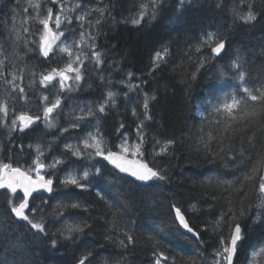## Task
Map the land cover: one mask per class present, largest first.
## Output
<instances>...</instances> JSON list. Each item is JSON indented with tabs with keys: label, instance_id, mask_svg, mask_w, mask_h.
I'll return each instance as SVG.
<instances>
[{
	"label": "trees",
	"instance_id": "obj_1",
	"mask_svg": "<svg viewBox=\"0 0 264 264\" xmlns=\"http://www.w3.org/2000/svg\"><path fill=\"white\" fill-rule=\"evenodd\" d=\"M23 1L20 0L21 6ZM41 1L42 8L49 2L56 13V4L50 0ZM83 2L93 8L107 5L111 14L109 16L105 12L98 29L93 24L90 30L95 36L96 50L105 54L103 64L84 62L82 72L85 79L78 90L65 92L64 98L61 96L60 109L52 117L60 122L75 120L81 115V108L86 110L87 106H92L95 109L97 104L103 103L107 91L117 93L115 106L106 107L105 112L98 113L95 119L89 118L85 121L87 123H82V127L68 130L63 135L58 134L54 127L40 126L26 132L19 131L10 140L4 136L1 150L3 162L22 168L30 163L32 149H28L29 145L42 143L48 150L47 155L61 156L66 160L58 167L60 173H67L70 169L89 170V180L82 182L88 183L86 189L65 186L56 180L51 197L45 194L34 196L37 202L47 201L46 214L51 213L52 206L58 202L81 205L80 208L57 209L66 218L59 223L46 215L45 228L48 232L54 233L63 225L76 222H86L90 227L74 239L52 237L58 241L55 247L43 240L36 247L29 242L34 239L36 230L30 229L27 222L13 218L8 204L11 193L0 189V262L79 264L80 259L88 256L85 264H155L153 252L163 251L169 259L162 260L161 264H186L189 260L196 264H213V253L220 248V236L227 238L233 225L229 213L231 209L244 236L238 243L234 264H252L251 253L264 246V209L257 207L260 203L259 176L264 174L261 167L264 129L255 127L249 131L241 128L236 133L231 145L234 163L232 155L227 158L206 157L198 153L191 147L188 137L201 124L205 125L206 131L212 130L213 135L216 134V126L209 124V121L213 119L212 106L218 98L229 92H238L243 87L253 89V94H257L256 89L264 90V0H184L183 6L179 0H164L156 16H145L140 24L131 21L138 18L139 5L148 0ZM248 5H252L257 19L251 23L235 19L232 9L247 12ZM15 6L16 0H0V43H3L6 25L11 21L12 14L8 9ZM29 12L33 10L29 9ZM98 15L93 13L89 18L94 21ZM79 25L77 21L73 24L76 26L75 37H79ZM208 33L215 34L214 42L225 40V49L219 55L211 52L214 42L208 45L202 43ZM88 43L90 41L86 36L84 44ZM196 46L201 49L199 53L194 51ZM165 47L168 49L167 55L154 68L155 53ZM22 51L25 52L23 55L28 52L23 46ZM27 54L29 62L39 61L40 71L46 68V72H49L65 65L61 59L66 54L52 57L50 63L42 59L38 50ZM88 55H91L90 51ZM197 58L204 59L205 67L200 69L195 80H191V74L196 72ZM232 61L242 65L244 83L239 82L234 71L229 69ZM220 66H224L226 74L220 73ZM128 73L132 74L130 78ZM129 84L139 85V88L130 90ZM144 93L155 96L154 100L149 101L151 120H145L142 107ZM33 109L32 115L42 116L39 107ZM202 117H208V120ZM214 118L221 119L220 116ZM96 120L111 151H117V145L125 134H129L131 140L137 138L135 129L144 121L142 158L156 170L163 169L161 174L167 179L153 180L150 184L139 183L112 169L102 158L87 162L73 156L65 145L82 138L90 128H96ZM249 137L254 139L256 148L248 149L241 158V145L247 149ZM169 139L178 142L174 147H169L167 153H161L156 141L162 144ZM217 149L218 145L213 141L212 151ZM96 168L101 170L103 176L92 175ZM257 168L260 171L254 179H243ZM208 178L213 181H234V184L229 188L227 185L213 184L209 187L201 183ZM98 192L104 196V200L100 199ZM105 201H110L120 214L115 227ZM29 203L32 204V199ZM173 203L181 206L182 210L193 203L197 204L196 211L189 210L185 214L190 226L200 232L199 238L161 227L173 223L169 211ZM241 211H244L243 216H240ZM222 213L229 214L224 215L214 234L211 222ZM258 214L259 219L256 218ZM33 218L38 220L39 216ZM131 221H135V224H131ZM125 231L132 235L131 242L125 238ZM149 235L160 241L158 248L148 240ZM40 236L43 238V234ZM106 236L112 238L105 239ZM198 240L203 243H198ZM120 241H124L123 245ZM172 257H175V261ZM255 264H264V253L255 257Z\"/></svg>",
	"mask_w": 264,
	"mask_h": 264
},
{
	"label": "snow or ice",
	"instance_id": "obj_2",
	"mask_svg": "<svg viewBox=\"0 0 264 264\" xmlns=\"http://www.w3.org/2000/svg\"><path fill=\"white\" fill-rule=\"evenodd\" d=\"M54 4H58V10L54 14L53 8L46 7L44 8V15L41 16L42 3L41 0H27V6L22 7L20 0H16V6L10 7L8 11L12 14L10 19L13 21L12 29L9 35L15 36V39L12 41L13 45H16L23 37L20 34V31L16 28L15 20L17 17V9L24 14V20L22 25L29 23L33 17L28 15L29 9H32L35 13V19L40 25L43 26V30L39 34V39L36 42L38 51L42 54L43 57H48L50 53H67L69 60L65 66L61 69H51L47 74L40 73V83L44 85L45 88L51 84L52 81H57L59 85V90L63 92H71L78 90L81 81L85 79L82 69L84 62L87 60L89 62H94L96 65L103 64V55L101 51L96 50L95 45V36L92 35L93 24L98 27L103 20L105 12H108V6L105 5L101 7H91L89 4L84 3L83 0H77V2L69 7H65L64 4L60 3L59 0H50ZM101 0H98V3ZM164 0H148L147 3H142L139 5L138 18L132 19L133 24H140L144 20L145 16L155 17L159 8L162 6ZM181 6L184 4V0H179ZM149 3L151 8H149ZM80 10V14L76 17L80 22V31H79V40L75 39V29L70 30L72 33L71 37H66L65 41H61L57 45V41L60 40V37L64 36L65 33L60 31L61 24L67 22L71 24V14L75 13L76 10ZM233 16L235 19H239L245 23H251L257 19V14L252 10V5H248L247 12H239L235 8L232 9ZM93 13L99 14L98 17L93 21L89 17ZM109 16L111 15L108 12ZM63 16V21L61 17ZM55 25L56 31L53 30L51 25ZM87 25V27H85ZM23 31L27 33L29 31L28 27H24ZM213 33L206 34L207 39L202 41L205 45L214 42ZM87 36L90 43L87 44L91 55L89 56L87 52H83L81 45L85 43V38ZM71 38V43L66 41ZM27 41H25V46H27ZM215 46L211 48L213 54L219 55L225 49V40L219 39L214 42ZM77 49V52L73 53V48ZM32 49H28L31 51ZM196 53L201 51L199 46L194 48ZM7 49L4 47L3 43H0V56H3L0 59V80H3L11 89L12 92L9 93L11 97L12 108L9 107V101L7 99L0 100V126L7 128L9 133L13 131H24L25 129L30 128L35 122L43 119L48 127H55V122L52 118V114L56 112L57 109H60L61 98L57 93H53V99L50 101L47 95H42L39 99L43 102L39 110L42 112L41 115H30L26 112H20L18 115L15 111L16 98L19 96L25 104L30 103L28 100L27 94L24 91V87L17 81L23 80L22 72L18 75L17 71L14 68V65H6L5 61L9 59ZM168 53V49L165 47L161 51L155 53L153 57V67H158L159 61L164 59ZM191 59V56L189 57ZM8 68V71H5V68ZM205 67L204 59L197 58L196 61V72L192 73L190 76L191 80H195L200 69ZM230 70L234 71L236 79L244 83L245 82V73L241 70L242 65L238 64L235 61H232L228 66ZM219 71L222 75L226 74L224 66L219 67ZM36 73H32L34 77ZM131 73H128L129 78ZM10 77V79H9ZM103 79V77H100ZM120 83H124L121 81ZM55 87V85H52ZM129 89L139 88V85L129 84ZM190 88V85H189ZM257 94H253V89L248 87L239 88L238 92H229L225 96L218 98L217 103L212 106V115L213 119L209 121V124L215 125L216 134L213 135L212 130H207L204 124L194 131L191 132L190 137L191 147L194 148L198 153H203L206 157H220L223 156L227 158L228 155L233 156L232 162H235L234 149L232 148V142L236 138V133L241 129H248L253 131L255 127L264 129V90L256 89ZM117 93L113 91H107L104 97L103 103H99L93 109L92 106H87L81 108V115L75 117V122L70 124L71 128H79L80 122L88 121L89 118L95 119L98 113H104L106 107L115 106ZM154 100L155 96H149L148 93L143 94V104L145 120H151V116L148 114L149 110V101ZM250 102H254L251 103ZM12 112L15 118L11 119L9 122V112ZM75 111V110H73ZM59 114V113H57ZM133 115H135V110H133ZM215 116H220L221 119H215ZM203 120H208V117H202ZM121 128L124 127L123 124L120 125ZM144 121H141L137 128L135 129L137 133V140L133 143H129L128 137L125 135L121 138V142L117 145V151H111L110 149L106 150L105 142L102 139V134L99 131L98 121L97 127L95 129V134L88 133L87 137L82 140V145L84 149H91L92 151L88 153V157L100 156L108 161L113 167L114 170H118V173L128 174L131 177L135 178L140 182H149L153 180H166L167 177L162 175L160 171L155 170L153 167H150L147 162H145L143 157V144H144ZM68 128H63L62 132H67ZM92 143H89V141ZM215 141L218 145L217 151H212V144ZM225 141L228 143L225 144ZM176 139H169L161 144L159 140L156 141L157 145H160V152L167 153L169 147H174L177 144ZM247 149L242 144L240 148V156L243 158L248 149L255 150L256 144L252 137H249L247 140ZM31 148L32 145H29ZM65 148L71 151L72 155L75 157H81L84 155L79 148L73 150V146L68 144L65 145ZM36 157L32 161V164L29 166L28 170H22L20 167H13L11 163L0 162V189L8 190L11 193V198L8 200L10 205V211L13 214V218L21 221L27 222L30 226V229H35L36 232L33 233L34 239L29 241L36 247H39L40 243L43 241L50 242L52 247L57 245V239L52 237H59L61 239H74L76 235L82 234L85 232V229L89 228L86 222H76L63 225L61 228H58L56 232L50 233L46 230V215L51 217L55 222L59 223L61 219H66L63 217L62 212L56 211L57 209L63 208H80L79 203L72 204H62L58 202L56 205L52 206L53 211L51 213H45L44 209L47 206V201L41 200L37 202L36 196H33V193L37 195H42L40 192L41 189L45 190L48 193L53 192V179H45L42 176L41 170L45 168L55 169L57 165H61L64 161L60 159H55L51 164L46 165L42 162L43 150L41 145L37 144L35 146ZM155 151V148L153 149ZM137 157H140L138 159ZM261 167L264 168V159L261 160ZM260 171L259 168L255 169L251 175L245 176L244 180H252L255 178L256 174ZM29 172L35 173V179ZM89 172L87 170L83 171L82 179L84 181L89 180ZM93 176L99 175L103 176V173L99 168H96L92 173ZM123 179L124 177H118ZM90 183V182H89ZM206 184L209 187L215 184L216 186L227 185L231 188L234 184V181H222L215 180L211 178L206 179L201 182ZM62 185H74L80 189H86L89 185L88 183H82L81 179L77 178L75 173L67 174L66 178L61 181ZM21 190L20 194H17V190ZM100 199L104 200V196L98 192ZM32 198V204L29 203V198ZM215 199V197H213ZM258 199L260 203L257 205L258 208L264 209V175L259 176L258 184ZM107 208L111 211L113 217L112 224L115 227L117 221L120 217V214L114 210L113 205L110 201H105ZM230 203V201H229ZM86 210V209H85ZM196 211L197 204L193 203L182 210L181 206L173 203L170 205L169 211L172 214L173 223L171 225H162V228H170L177 233L184 235L192 234L194 237L199 238L200 232L196 231L193 227L190 226L189 219L186 216L187 211ZM230 219L233 221V225L230 231V234L227 238L223 235L220 236V248L216 249L213 253L214 260L213 264H233V259L237 254L238 242L244 239L242 234V228L240 223L236 221V214L231 212L229 209ZM229 213H222L221 216L211 222V231L215 234L217 231V225H219L224 220V215ZM39 216L38 220H34L33 217ZM244 215V211L240 212V216ZM259 219V214L256 217ZM131 224H135V221H131ZM43 234V238L40 236ZM124 236L127 241L131 242L133 237L132 235L125 231ZM111 236H106L105 239H111ZM148 240H150L153 245L158 248L160 241L156 240L155 237L149 235ZM123 245L124 241H120ZM198 243H203L199 241ZM264 253V246H261L258 250L251 253L253 257L252 264H255V257ZM88 255H91L89 253ZM153 256L155 257V264H161V261H168L169 257L165 256L163 251H154ZM203 258V257H202ZM88 259V256L80 259L79 264H85V260ZM172 260L175 261V257H172ZM2 264V262H0ZM186 264H196L195 261H187Z\"/></svg>",
	"mask_w": 264,
	"mask_h": 264
},
{
	"label": "rangeland",
	"instance_id": "obj_3",
	"mask_svg": "<svg viewBox=\"0 0 264 264\" xmlns=\"http://www.w3.org/2000/svg\"><path fill=\"white\" fill-rule=\"evenodd\" d=\"M42 2L43 1H41V3ZM59 2L64 4L65 7L67 8V7L75 4L77 2V0H59ZM56 5L58 6V4H56ZM26 6H27V0H24L22 3V7H26ZM46 7H51V4L48 2L47 5H45V8ZM79 14H80V10L77 9L75 13L71 14V21H72L71 24H67V22H64L61 24L60 31H63L65 33V35L60 37V40L57 41V45H59L61 43V41H65L66 37L72 36V33L70 32V30L76 28V26H73V24H75V21L80 23L76 18ZM28 15L33 17V19H31L28 24L22 25V21L24 20L25 17H24V14L22 12H20V9H17V17L15 20V24H16V28L20 31V34L23 37V39H21L19 42H17L16 45H13L12 41L15 39V36H14V34L9 35V33L11 32V29H12V23H13L12 20L6 25V36L3 38L4 47L7 49L6 54L9 57V59L7 61H5V63H6V65H14V68L17 71L18 75L22 72L23 80L17 81V83L21 84V86L24 87V91L27 94L28 100L30 101V103L25 104L24 101L19 96H17L16 103H15V111H16L17 115L20 112H26V113L32 115L31 113H32V110H34L33 108H38L43 103L39 99L42 95H47L49 97V100L51 101L54 98L53 93L59 94L60 98H61V96H62V98H64V93H65L62 90H59V85L57 84V81H55V80L51 82V84L48 86V88H45L44 85L40 83L39 74L40 73L47 74L48 72H46V71L48 69L44 68L40 71L38 69V66L41 65L39 63V61L38 62H29V60H28V54L27 53L34 52V51L38 50L36 42L39 39L40 32L43 30V26L40 25L38 23V21L34 18L35 13L34 12H28ZM43 15H44V7L41 10V16H43ZM61 19L63 21V16L61 17ZM51 26L53 27V30L56 31L55 25L53 24ZM24 27H28L29 31L27 33H25L23 31ZM75 39L79 40V37H75ZM25 41L28 42L27 46H25ZM66 42L71 43V38H69ZM22 46L25 48L26 51H28V49H32V50L28 51L25 55H23V53H25V52L22 51ZM81 48H83V52H87V53L89 52L87 44L81 45ZM76 52H77V49L74 47L73 53L75 54ZM63 54H66V56H64L61 60H63V62L66 64L69 60L67 53H59V52L50 53V55L48 57H43L41 54V57H42V59H45L46 63H50L52 57H57L56 55L62 56ZM2 58H3V56H0V59H2ZM64 66L65 65H62V68ZM58 69H61V68H58ZM5 71L6 72L8 71L7 67L5 68ZM32 73H36V75L33 77ZM9 79H10V77H9ZM52 85H55V87H53ZM34 90L36 91V93L34 92ZM11 92H12V89L3 80H0V100L7 99L9 101L10 109L12 108L11 97L9 96V93H11ZM66 93H68V92H66ZM62 98H61V101H63ZM13 118H15V117L13 116L12 112L10 111L9 112V122ZM54 122H55V124H57L54 128L58 131V134H60V135L65 134V132H62L63 128H68L69 130H71V129L76 130L77 129V128H71L70 127V124L75 122V120L69 119L68 121H65L66 123H68V124H65V126L59 125L61 123H65V122H60L58 120H54ZM91 122H93V121H91ZM96 122H97V120H96ZM40 123H42L44 125L43 127H48L46 125L45 121H42ZM82 123H87V122H82ZM82 123H80V127H82ZM33 125L30 128L25 129L22 132H26L29 129L34 128ZM96 127H97V123H96ZM98 127H99V125H98ZM48 128H50V127H48ZM95 129L96 128H90L88 132H85V135L82 138L68 143V144L73 146V150H76L77 148H79V150L82 153H84V155L79 157V159H83L87 162H91V161L94 162L98 159H101L100 156H92L91 158H89L88 153H90L92 150L91 149H84L83 145H82V140L87 137L88 133L95 134ZM0 130H1V134H0V162H3L1 149H2L3 144H4V139H3L4 136L9 137V140H10L19 131L17 130V131H13V132L9 133L7 128H5L3 126H0ZM101 134H102V139L105 142V148H106V150H108L107 140L105 139L103 133H101ZM125 135L128 137V141L130 144L137 140V138L131 140V136L129 134H125ZM89 143H92V141L90 140ZM37 144L41 145V148L43 150L42 162L45 163L46 165L51 164L52 161L55 159H60V160L64 161L63 164L66 163V160L61 156L52 157L51 155H47L48 150L44 148L42 143L41 144L35 143V144H31L32 145L31 148L28 147V149H32L30 163L28 165H26V167H22L23 170L27 171L29 166L32 164V161L35 159V157L37 155L36 150H35V146ZM76 158H78V157H76ZM137 158H140V157H137ZM3 163H5V162H3ZM59 166L60 165H57V167L55 169H49V168L42 169L40 174L46 176L47 179L52 178L54 181L53 184L55 183L56 180H58L59 183H61V181L64 180L66 178L67 174H69V173H75L77 175V178L81 179V182L84 181L82 179V173L86 169L79 170V171L75 170V169H70L67 171V173H65V172L60 173L58 170ZM87 171L90 174V171L89 170H87ZM29 174L32 175L34 178H36L35 173L29 172Z\"/></svg>",
	"mask_w": 264,
	"mask_h": 264
},
{
	"label": "water",
	"instance_id": "obj_4",
	"mask_svg": "<svg viewBox=\"0 0 264 264\" xmlns=\"http://www.w3.org/2000/svg\"><path fill=\"white\" fill-rule=\"evenodd\" d=\"M116 151V150H115ZM102 158V160H104L112 169H114V167L108 162V161H106L103 157H101ZM138 159H140V158H138ZM143 159V158H142ZM144 160V159H143ZM145 161V160H144ZM145 162H147V161H145ZM148 163V162H147ZM149 164V163H148ZM150 166V165H149ZM151 167V166H150ZM21 168V167H20ZM22 169V168H21ZM155 169V168H154ZM23 170V169H22ZM156 170V169H155ZM118 171V170H117ZM121 174H123V173H121ZM123 175H125V176H129V177H131L130 175H128V174H123ZM264 175V174H263ZM42 176H44V175H42ZM33 177V176H32ZM44 178L45 179H47L46 178V176H44ZM134 181H137L135 178H133V177H131ZM33 179H35L34 177H33ZM137 182H139V183H145V182H140V181H137ZM153 181H149V182H147V183H145V184H150V183H152ZM53 192H51V193H48V192H46L45 190H43V189H41L40 190V192L42 193V195L43 194H45V195H47L48 197H51L52 195H53V193H54V191H55V185L53 184ZM17 191H19V189L17 190ZM21 191V190H20ZM34 195H37L36 193H33V196ZM31 197L29 198V202L31 201ZM192 235V234H191ZM239 243V242H238ZM234 259H235V257H234ZM234 259H233V264H234Z\"/></svg>",
	"mask_w": 264,
	"mask_h": 264
},
{
	"label": "flooded vegetation",
	"instance_id": "obj_5",
	"mask_svg": "<svg viewBox=\"0 0 264 264\" xmlns=\"http://www.w3.org/2000/svg\"><path fill=\"white\" fill-rule=\"evenodd\" d=\"M80 123H82V122H80ZM65 124H68V123L65 122V123H61L59 125H65ZM55 125H57V124H55ZM40 126H44L42 123H40V121L35 122L33 125V127H40Z\"/></svg>",
	"mask_w": 264,
	"mask_h": 264
}]
</instances>
